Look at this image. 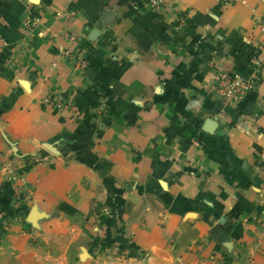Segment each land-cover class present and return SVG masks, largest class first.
Wrapping results in <instances>:
<instances>
[{
	"label": "crops",
	"instance_id": "obj_1",
	"mask_svg": "<svg viewBox=\"0 0 264 264\" xmlns=\"http://www.w3.org/2000/svg\"><path fill=\"white\" fill-rule=\"evenodd\" d=\"M258 24L264 0H0V264H264Z\"/></svg>",
	"mask_w": 264,
	"mask_h": 264
},
{
	"label": "built area",
	"instance_id": "obj_2",
	"mask_svg": "<svg viewBox=\"0 0 264 264\" xmlns=\"http://www.w3.org/2000/svg\"><path fill=\"white\" fill-rule=\"evenodd\" d=\"M162 3V0H147V4L152 8H157ZM258 29L262 32H264V24H258ZM260 53L264 55V39L260 41ZM87 63L84 60H76L75 62V69L79 72H83L86 69ZM252 78L250 79H243L241 77L236 76L235 80L232 82H227L223 75L221 73H215L213 75V88H214V95L217 98L222 99H231V100H237L240 99L243 94L248 91L251 88ZM43 104H50L54 106L55 108H64L65 104L63 103L62 99L58 95L54 94H48L44 96L42 100ZM194 143L197 144L198 141L194 139ZM17 178V175H12L10 177V180L15 181ZM28 194V190H25L22 195L19 194L16 195L17 200H20L21 198H24ZM5 222V216L3 211L0 210V225H2ZM264 228V225L262 226ZM93 249L96 253L102 251L105 249V247H108L105 245L103 239L96 238L93 240ZM111 247V250L113 254L116 257L125 258L126 253L124 252L123 248H121L119 245L113 243L109 244Z\"/></svg>",
	"mask_w": 264,
	"mask_h": 264
},
{
	"label": "rangeland",
	"instance_id": "obj_3",
	"mask_svg": "<svg viewBox=\"0 0 264 264\" xmlns=\"http://www.w3.org/2000/svg\"><path fill=\"white\" fill-rule=\"evenodd\" d=\"M12 175H17V177H19V174H17V173H15V174H11V176L10 177H12ZM10 179V178H9ZM25 191H24V189L22 190V192H20V193H17V195L19 194V196H20V194L22 195V193H24ZM15 200H17V198L15 197Z\"/></svg>",
	"mask_w": 264,
	"mask_h": 264
},
{
	"label": "water",
	"instance_id": "obj_4",
	"mask_svg": "<svg viewBox=\"0 0 264 264\" xmlns=\"http://www.w3.org/2000/svg\"><path fill=\"white\" fill-rule=\"evenodd\" d=\"M96 33V30L95 29H93L91 32H90V35H89V37L90 38H93L92 36H94V34Z\"/></svg>",
	"mask_w": 264,
	"mask_h": 264
}]
</instances>
